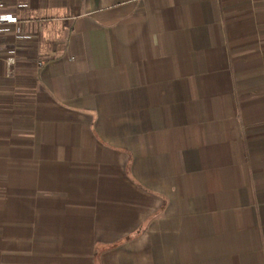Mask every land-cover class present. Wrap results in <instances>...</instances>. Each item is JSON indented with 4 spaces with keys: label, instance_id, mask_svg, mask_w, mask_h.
Segmentation results:
<instances>
[{
    "label": "crops",
    "instance_id": "0c3cea01",
    "mask_svg": "<svg viewBox=\"0 0 264 264\" xmlns=\"http://www.w3.org/2000/svg\"><path fill=\"white\" fill-rule=\"evenodd\" d=\"M10 2L0 264H264V0Z\"/></svg>",
    "mask_w": 264,
    "mask_h": 264
},
{
    "label": "built area",
    "instance_id": "2783aa9c",
    "mask_svg": "<svg viewBox=\"0 0 264 264\" xmlns=\"http://www.w3.org/2000/svg\"><path fill=\"white\" fill-rule=\"evenodd\" d=\"M12 6L10 0H0V56L9 54L8 64L14 65L16 61L27 58L37 67H43L48 63V58L37 55H23L15 49L10 50V34H14L17 43L30 40L34 37V32L29 24L22 23L18 14L9 13L8 9ZM19 6L27 7V3H20Z\"/></svg>",
    "mask_w": 264,
    "mask_h": 264
}]
</instances>
